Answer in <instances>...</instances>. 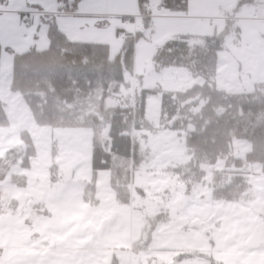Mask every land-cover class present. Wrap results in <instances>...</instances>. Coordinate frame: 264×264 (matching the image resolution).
Returning <instances> with one entry per match:
<instances>
[{"label":"rangeland","instance_id":"374dc122","mask_svg":"<svg viewBox=\"0 0 264 264\" xmlns=\"http://www.w3.org/2000/svg\"><path fill=\"white\" fill-rule=\"evenodd\" d=\"M9 1L13 3L14 0ZM158 3L159 0H154L152 3L155 13H158ZM5 8L6 6L1 7L2 10ZM0 17V44L3 47L0 66V104L9 120L7 126L0 127V191L5 196L17 199L19 207L15 218L24 220V225L29 228L33 225V236L37 238L38 233H41L43 244L46 242L47 245H52L53 236L58 235V241H65L63 246L80 249L72 251L73 253L61 251L63 264H111L113 259L118 264H128L129 253L125 251L129 248L135 252L142 251L141 254L148 256L146 264L148 260L154 259L152 257L163 260L164 255L167 257L174 255L175 249H181L183 252L182 249L190 246L192 236L189 228L193 222L197 224L201 238L204 233L208 236L205 238L202 253L199 252V255H203L208 260L214 253L213 242L216 248H220L221 244L224 246L229 244V235L234 238L233 241L236 238L235 234L238 235L237 238H242L241 231H249L254 219H258L257 225L261 230L258 228L257 230L261 231L264 237L263 218L255 214L251 216L246 210L250 207V201L241 203L243 200L231 202L214 198L213 173L216 170L226 169L229 157L220 159L215 164L202 165L205 177L195 185L194 197H187L186 193L190 191L186 190V183L181 175L167 168L168 165L172 167L174 158L180 163L188 159L185 151H182L187 148L186 138L184 141L183 137L179 139L175 133L160 128L161 93L149 95V124L136 133L140 159L132 171L130 202L121 203L117 200L116 191L111 185L110 170H100L99 177L93 181L92 128L40 126L22 93L11 88L15 53L30 50L33 43L37 45L36 49H43L40 41L37 42L35 38L36 33L33 34L34 28L22 30L19 20L15 15L9 14L7 9ZM157 20L167 22L162 18H154L153 31ZM197 27L183 29L189 32L200 31L199 29H204L205 26ZM23 32L29 36L28 39L21 38ZM198 33L201 34L191 35H204L206 32ZM261 33L263 34L260 31L259 34ZM243 41L242 38L234 36L233 31L226 39V48L222 52L216 72V83L222 89L248 92L254 90L255 83L264 82V70L257 66L264 65V60L242 62L237 59L239 52L236 51L242 47V43L247 42L251 43L250 49L255 50V47L263 49V42L256 36H245ZM139 44H143V48L135 47L134 56L138 49L140 53L134 72L132 75L127 74L126 82L121 85L120 92L108 98V106L126 104L133 96L134 90L140 88L159 87L162 92L171 89V83L168 80L162 83L157 75L158 72L162 74L163 71L155 68L154 57L157 52L155 36L152 38L147 34L139 40ZM168 72L171 70L165 71V78L173 74ZM190 78L189 84L180 86L181 90L204 82L202 76L192 74ZM249 82L253 83L251 90H248ZM113 102L115 104H112ZM166 134L181 140V145L177 143L167 151L168 146L173 144L165 136ZM26 135L30 138V143ZM249 144L247 140L235 138L232 143V156L245 162L247 152L251 149H248ZM30 146L35 149L33 153H29ZM253 164L254 171L249 174L252 187L248 192L253 193L257 202L264 199V172L261 164L258 162ZM53 165L57 166L55 178L50 172ZM71 167H74V174L72 179L67 181L63 172ZM241 167L235 163L231 165L232 170H240ZM61 177L63 183L59 184L57 178ZM92 185L94 187H91ZM30 199L36 200L33 203L35 205H29L30 208H27ZM33 217H36V220H32ZM39 218L42 219L41 223L35 224ZM182 227H186V230ZM257 230L254 229L251 235ZM68 234H77V243L68 244ZM233 243L236 245L235 249L240 247V242ZM87 246L92 250L82 249ZM257 248H251L250 252L258 250L257 252L264 254V245L260 249ZM52 253L53 251L50 250L41 252L45 254L43 257L46 256L48 259L53 257ZM177 259L179 260V257ZM202 262L211 264L204 260ZM225 262L231 264L230 260ZM263 262L261 258L247 261L244 256H240V264H263Z\"/></svg>","mask_w":264,"mask_h":264},{"label":"trees","instance_id":"16d2710c","mask_svg":"<svg viewBox=\"0 0 264 264\" xmlns=\"http://www.w3.org/2000/svg\"><path fill=\"white\" fill-rule=\"evenodd\" d=\"M153 1L137 0L138 12L149 14ZM159 2L168 14L188 11L189 0ZM241 2L249 7L256 0ZM49 25L47 49L38 50L33 44L30 50L15 53L11 88L22 93L40 126L92 128L93 181L100 170H110L117 200L129 203L131 167L140 159L139 142L132 143L123 134L124 128L131 127L130 120L123 115L126 107L108 106L107 100L120 92L127 74H133L135 42L142 33L137 38H127L112 57L109 44L74 41L53 21ZM233 26L234 22L227 21L222 31L212 35H177L158 49L155 55L158 69L185 67L194 76L204 77V83L172 92H162L159 87L140 88L137 94L138 111L144 118L147 97L161 93L162 118L171 121L168 124L171 129L186 133L191 159L175 171L186 183L188 192L205 177L202 165L229 157L228 167L213 173L212 187L215 199L231 202L249 196V175L242 171L246 163L258 162L264 172V82L255 83L253 91L233 92L218 87L215 80ZM2 51L0 44V66ZM8 123L0 104V127ZM235 138L252 145L245 162L232 156ZM34 150L33 146L29 147V153ZM232 163L242 169L232 170ZM56 170L57 166L53 165L50 171L53 178ZM112 264L118 263L113 259Z\"/></svg>","mask_w":264,"mask_h":264},{"label":"crops","instance_id":"0c3cea01","mask_svg":"<svg viewBox=\"0 0 264 264\" xmlns=\"http://www.w3.org/2000/svg\"><path fill=\"white\" fill-rule=\"evenodd\" d=\"M59 1L60 0H22L21 2L20 0H14L13 3H10L9 0H6V3L4 4L6 8L3 10L5 11L7 9L9 11V14L15 15V17L19 20L20 27L23 30L24 28L21 25V16L18 15L16 12L27 9L50 12L57 11ZM137 4V0H75V4L71 12L60 14L56 18H50L42 14L34 15L32 18V24L28 27V29L34 28L33 34L36 33L35 38H37V42L40 41L41 48L45 49L49 45V23L53 21L71 40L81 42H100L109 44L111 48V56L113 57L116 53L120 51L123 45L121 42L123 40L118 34V30L121 28V19L119 16L121 15L122 17H128L139 15L140 13L138 12ZM157 10L158 13H155L154 7L151 6V12L149 14L152 16V18L149 20L146 18L138 17L135 20L129 21V28L131 30H134L136 28L138 33H142L141 37H138V40L136 42V46L140 49L143 48V44H139V40L147 36V28L149 25L148 22H152L154 25V18H162L167 21L163 22V20H157L155 24V30L153 31L151 37L153 38L155 36V45L157 51L166 41H168L174 36L183 34H201L198 32H206L203 36L212 35L214 33L222 31L225 28L227 21H232L234 22V36H236L237 38H242V41L244 40L245 36H256L257 39L259 37V39L263 42V49H258L255 47L254 50L249 48L251 46V43L247 42L243 44V41L242 47L236 50L239 52V54L237 53V56H239L237 59H240L242 62H249L251 60H264V22L248 19L247 16L250 13L251 6L247 7L244 3L241 2V0H189L188 11L185 14H168L162 9L159 2L157 5ZM146 22L147 25L145 26ZM198 25H203L205 27L204 29H199L200 31H190L192 33L183 29L188 27L198 28ZM260 31L263 32V34L261 33L262 36L261 34H259ZM238 32L239 35L237 34ZM23 33L21 34V38L24 40L28 39L29 36L24 37ZM169 36L171 37L169 38ZM139 53L140 52L138 49L134 58V66L139 58ZM257 66L262 71L264 70V65ZM155 68L158 71H163L162 74H160L159 72L157 73L159 80L162 83H166V80L171 83V89H165L167 92L184 91L185 89L183 88L181 90L180 86L189 84L191 80L190 77L192 73L188 68L177 66H168L161 69H158L156 66ZM241 69L243 70V67H241ZM166 70H171V72H168L169 74L173 73L171 77L165 78L164 73ZM249 85L250 89L248 90H251V88H253V83L249 82ZM149 99L150 96H148L146 99V109L144 116L145 124H142V127L139 130L149 124ZM161 101L162 99H160V128L165 129L164 131H170L175 133L179 139L183 137L185 141V133H183V131L179 132L171 129L168 126L171 121H165L162 118ZM120 102H122V100ZM127 103L124 105L122 104L121 106L126 107ZM112 104L115 103L113 102ZM165 136L173 144V146H168L167 151L175 147L177 143L180 145L182 143L181 140H177V138H175V136L173 135L166 134ZM250 145L251 143L249 144L248 149H252V145ZM251 149L249 151H251ZM182 151H185L184 153L187 155L188 159L182 163L176 161V158L172 159V167L169 165L167 167L169 170H175L177 166L185 165L190 161L191 155L188 152V149L186 148V150L183 149ZM134 168L135 165L133 169ZM99 173L100 171L97 173V177H99ZM200 182L194 184L190 193H186L188 198L194 197L196 189L195 185ZM200 195L203 196V194ZM5 199L10 203L11 210L10 214L0 213V264H63L62 256L60 254L61 251L64 250L73 253L72 251L80 250L74 246H63L62 244L65 241H58V235L53 236L54 242L52 243V245H47L46 242L45 244H43L41 233H38L37 238L33 236V225L31 228H29L28 226L24 225V220H22L21 218H15V214L17 213L19 207V202L17 201V199L8 196H6ZM246 200L250 201L251 203L250 207L246 208V210L251 213V216L255 214L257 217L263 218L262 214L264 210V199L255 202L253 193L249 192V196L246 199H243L241 203H245ZM35 201L36 200L34 199H30L28 201L27 208H30L29 205H35L33 204L35 203ZM33 218L32 220H36V217ZM41 221L42 219L39 218L37 219V221H35V224H40ZM257 223L258 219H254L249 231H241V234L243 235L242 238H237L238 235L235 234L236 238L235 241H233L234 238L229 235L230 241L227 246L221 244L220 248H216L215 242H213L212 246L214 253L212 256H210V261L208 259H205L203 255H199L200 253H202V248L205 246V238H207L208 236L206 233H204L205 235H203L201 238V234L198 233L197 224L193 222L191 228H189L192 236L191 244L189 247H186V249H182L183 252L187 250L186 253L181 252V249H179L180 251L178 249H175L176 251L174 255L169 257L164 255L163 260L160 258L156 259V257H152L154 259L148 260V264H152L154 261H158L160 262V264H205L202 262V260L208 261L211 264H227V262H225L227 260H230L231 264H240L241 255L244 256V259L247 261H255L256 259L260 260V258L263 261L264 254L257 252L258 250L256 252H250L251 248L258 247L257 249H260L264 245V237L261 231L259 232L257 230V228L261 230ZM182 228L186 230V227ZM254 229H256L257 231L254 235H251L253 234L252 232ZM68 238V244L71 242L77 243L76 240L78 239V235L68 234ZM254 239H257L259 243L256 246L252 247L249 245V243ZM233 242H240V247L238 249H235L236 245ZM201 243L202 245H200ZM82 249H84L85 251L92 250V248L89 246L83 247ZM46 250L53 251V253L55 252V254L52 253V258L48 259L46 256L43 257V255L45 254H41V252ZM125 252L129 253L127 258L128 264L147 263L148 256L141 254L142 251L135 252L132 250V248H129ZM182 255H185V257ZM177 257H179V260L177 259ZM196 259H198L199 261Z\"/></svg>","mask_w":264,"mask_h":264},{"label":"built area","instance_id":"2783aa9c","mask_svg":"<svg viewBox=\"0 0 264 264\" xmlns=\"http://www.w3.org/2000/svg\"><path fill=\"white\" fill-rule=\"evenodd\" d=\"M75 0H60L58 3V10L57 11H36V10H27L24 12L18 13V15L21 16V25L24 29H27L31 24H32V18L36 14H42V15H47L50 18H56L60 14L68 13L71 12L74 6ZM6 3V0H0V13L3 14L5 13L4 10L1 9L2 6ZM121 18V32L119 33L120 38L125 41L127 38L130 36H133L134 38H137L138 31L135 28L134 30H131L129 28V21L130 20H135L138 17L146 18V19H151L152 16L150 14H139V15H134V16H128V17H122L121 15L119 16ZM248 19L256 20V21H261L264 22V0H256L254 4L251 5V10L249 15L247 16ZM148 36H152V28H153V23L148 22ZM239 35V32L237 33ZM24 37H28L26 33H23ZM123 115L130 120L131 122V127L124 128L123 129V134L126 135L127 137L130 138L132 143L135 142L136 137H137V132L139 130V127L142 126L143 124V117L140 116L139 111H138V101H137V90H134L133 96L128 100L126 110H124ZM134 167V166H133ZM244 174H251L254 171V164L253 163H246L245 166L242 169ZM57 181L59 184L63 183V178H57ZM5 195L0 191V213H7L10 214L11 210V205L8 201L5 199ZM264 216V212H263ZM152 264H160L158 261H154Z\"/></svg>","mask_w":264,"mask_h":264},{"label":"water","instance_id":"95a60500","mask_svg":"<svg viewBox=\"0 0 264 264\" xmlns=\"http://www.w3.org/2000/svg\"><path fill=\"white\" fill-rule=\"evenodd\" d=\"M63 173H64V177H65V179H66L67 181H70V180L72 179V177H73V174H74V167H71V168H69V169H66ZM258 243H259V242L257 241V239H254V240H252V241L249 243V245L253 247V246H256Z\"/></svg>","mask_w":264,"mask_h":264}]
</instances>
